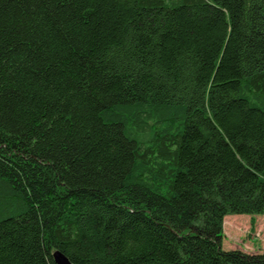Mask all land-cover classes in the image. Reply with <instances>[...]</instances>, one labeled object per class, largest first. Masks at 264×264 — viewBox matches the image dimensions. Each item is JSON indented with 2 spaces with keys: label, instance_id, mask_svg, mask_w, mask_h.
Listing matches in <instances>:
<instances>
[{
  "label": "trees",
  "instance_id": "trees-1",
  "mask_svg": "<svg viewBox=\"0 0 264 264\" xmlns=\"http://www.w3.org/2000/svg\"><path fill=\"white\" fill-rule=\"evenodd\" d=\"M264 0H0V264H264Z\"/></svg>",
  "mask_w": 264,
  "mask_h": 264
},
{
  "label": "rangeland",
  "instance_id": "rangeland-1",
  "mask_svg": "<svg viewBox=\"0 0 264 264\" xmlns=\"http://www.w3.org/2000/svg\"><path fill=\"white\" fill-rule=\"evenodd\" d=\"M264 219L261 215H232L223 220L221 247L259 254L264 248Z\"/></svg>",
  "mask_w": 264,
  "mask_h": 264
},
{
  "label": "water",
  "instance_id": "water-1",
  "mask_svg": "<svg viewBox=\"0 0 264 264\" xmlns=\"http://www.w3.org/2000/svg\"><path fill=\"white\" fill-rule=\"evenodd\" d=\"M52 257L55 264H72L66 256L59 251H54Z\"/></svg>",
  "mask_w": 264,
  "mask_h": 264
},
{
  "label": "crops",
  "instance_id": "crops-1",
  "mask_svg": "<svg viewBox=\"0 0 264 264\" xmlns=\"http://www.w3.org/2000/svg\"><path fill=\"white\" fill-rule=\"evenodd\" d=\"M264 246V245H263Z\"/></svg>",
  "mask_w": 264,
  "mask_h": 264
}]
</instances>
